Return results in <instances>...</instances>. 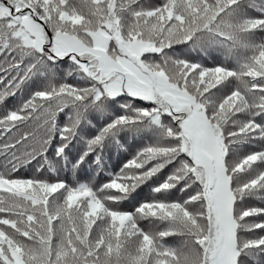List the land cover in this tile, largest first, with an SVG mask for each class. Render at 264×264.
Here are the masks:
<instances>
[{"label": "snow or ice", "instance_id": "obj_1", "mask_svg": "<svg viewBox=\"0 0 264 264\" xmlns=\"http://www.w3.org/2000/svg\"><path fill=\"white\" fill-rule=\"evenodd\" d=\"M0 264H264V0H0Z\"/></svg>", "mask_w": 264, "mask_h": 264}]
</instances>
